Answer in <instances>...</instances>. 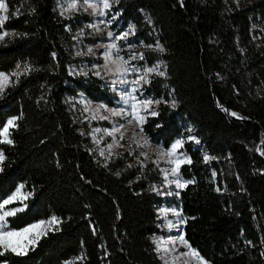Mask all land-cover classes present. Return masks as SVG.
Wrapping results in <instances>:
<instances>
[{
    "label": "trees",
    "instance_id": "obj_1",
    "mask_svg": "<svg viewBox=\"0 0 264 264\" xmlns=\"http://www.w3.org/2000/svg\"><path fill=\"white\" fill-rule=\"evenodd\" d=\"M5 2L2 30L15 35L0 42V71L24 62L34 70L13 78L0 98V124L22 116L13 143H0V200L24 184L31 195L9 227L53 215L61 223L27 255L8 252L0 264L79 256L83 264H164L153 241L163 202L153 191L157 175L124 157L101 161L71 106L79 93L111 106L116 100L100 77L71 73L81 62L71 33L80 20L61 16L58 0ZM112 7L118 31L132 23L136 40L164 48L143 56L166 64V76L146 86L162 99L146 134L169 147L191 126L213 158L205 162V152L185 142L191 163L181 171L194 181L180 195L187 241L209 264H264V0H118Z\"/></svg>",
    "mask_w": 264,
    "mask_h": 264
},
{
    "label": "rangeland",
    "instance_id": "obj_2",
    "mask_svg": "<svg viewBox=\"0 0 264 264\" xmlns=\"http://www.w3.org/2000/svg\"><path fill=\"white\" fill-rule=\"evenodd\" d=\"M70 2L71 0H58L57 8L59 14L64 18L80 20L79 23L75 25L76 28H71V33L74 40V52L76 56L81 59V62L71 69V73L88 76L89 73H93L94 75H96L95 73L99 71L100 75L96 76L103 79L105 85L110 88V90L115 94L116 97L114 106H111L104 101H94L88 98L84 93H79L70 101L78 120L82 124L88 125V127L90 128L89 133L92 138L93 152L104 163L109 162L113 158L124 157L127 160L128 164L131 166L140 167L142 169L150 167V169L153 170L154 174L157 175V179L155 180V182H153L152 185L153 191L163 199V202L158 206L157 209L159 232L153 236L156 250L158 247L156 242H160L159 248L161 250H157V253L160 258L162 256L165 258L161 259L164 264L165 260L168 261V264H198V259L195 256L188 257L181 255L182 253L188 251V249L183 244H181L178 239L179 236L182 235L187 241L184 234L185 223H181V221L186 218L182 211L180 197L181 191L184 189V187L177 188L175 183H169L170 181H174L176 179V177L172 176L171 174H168L167 180H165L166 170L173 168L174 165L168 163V160L171 159L170 157H164L160 155V149L163 148L165 151H167L171 147V145L174 144L178 139H182L184 143L176 153V155L181 159H183L184 157L190 158L189 154L184 149L186 141H192L194 143V147L202 149L205 152V155L211 158L209 161L213 159L212 156H210L205 151L203 144L195 135L194 130L191 126L188 127V132L185 135L176 138L169 147H164L161 143L153 140L149 135L146 134L144 130V124L147 122L148 118L152 117V115L144 112H141V115L146 116V120L142 124V133L139 132V128L135 123H133L132 125L126 126L121 130L124 133L123 139H120V132H114V135L112 136L107 135V131H114V128L116 126L126 125V119L121 116H111L109 111H105L104 108L100 107L101 105H104L109 110L116 109L117 111H120L122 108L127 110L128 108V106L125 105L121 100V90L128 86L119 82L121 77L118 74H115V68L117 67V65L105 60L104 58V53L109 50L108 46H110L112 43H116L117 45V49H111L112 60H116L118 56H122L124 60H130V57L133 54L136 55L137 58L130 60L129 66L135 67L139 71L132 72L126 77L127 80H135L139 78V76H143L148 68H154L157 65H160L158 71L165 72V75L163 76H166V64L164 61L157 60L155 64L149 65L146 61H144V58H139L140 54H143L144 56V52L146 50L158 51L156 50L157 43L151 45L152 47H148L149 45L136 40L135 33L132 34L129 31L130 28L134 26L132 23H129L124 30L118 31L120 23L118 22V14L113 10V7L110 10H107L106 16H99L93 15V10L91 8L85 11L84 9L86 5L83 4V0H79L77 10L65 11ZM117 2L118 0H111L112 6ZM7 14L8 11L6 13L0 12V15ZM86 16L90 18L88 21L84 19ZM100 21H104V23H100ZM93 23L99 24V31H97L95 28L87 27V25ZM261 29L262 28L258 24L255 25V30ZM81 32L83 33V35H78ZM109 32L113 33V36L111 38H109L108 36ZM124 32H129L127 39H118V37ZM255 40L260 43V36L256 35ZM158 44L161 45L159 42ZM89 49H91V52L88 51ZM19 64L23 67V65L28 63L24 62ZM105 64L108 65L107 68L104 67ZM15 69L16 67L12 71H15ZM154 75L157 74L155 72L147 74L148 82L141 81V85L137 86L138 91L135 93V95L139 99L149 98L153 101H162V99H157L152 94H148L146 91V86L147 84H149L152 76ZM113 81L117 82L113 83ZM173 101L174 100L172 99L170 103L172 104ZM158 106L159 105L153 104L150 110L157 112ZM93 116H95V118H93ZM101 116L107 117V119H100ZM96 129H100V131L97 132L95 131ZM11 130L12 128L9 130L10 139ZM134 133H136L135 136ZM192 137L198 139L200 143H195V141L191 139ZM145 140L148 141V144L144 143ZM96 141H99V143H97ZM137 142H139V146ZM109 144L113 145L111 150L108 149ZM101 151H103V155H101ZM141 153L146 154L147 159L144 155H141ZM184 164H182L179 169L180 177H182L183 181H190L185 179L182 175L181 168ZM22 192L25 194L29 193L25 189V186L22 189ZM176 193H178V195ZM26 200H23V203H21L20 200H17L12 204L18 205L14 207L7 205L6 208L13 209L23 207L24 209ZM176 213H180V215L178 216L176 215ZM38 222L39 221L34 223ZM169 223H171L172 225H178V227L174 226L172 228H169L167 226ZM57 226L58 225H55L53 229H55ZM173 240H176L175 244L172 243ZM188 244L190 243L188 242ZM191 247L192 249H195L192 245ZM163 249H168V251L165 252L163 251ZM199 255L200 257H203L200 253ZM177 257L179 258L177 259ZM203 259L207 261L204 257ZM70 262H74V264H83L81 256L65 261L62 264H70ZM207 264H209L208 261Z\"/></svg>",
    "mask_w": 264,
    "mask_h": 264
},
{
    "label": "snow or ice",
    "instance_id": "obj_3",
    "mask_svg": "<svg viewBox=\"0 0 264 264\" xmlns=\"http://www.w3.org/2000/svg\"><path fill=\"white\" fill-rule=\"evenodd\" d=\"M79 0H71V2L68 4V7L65 9V11H74L77 10ZM83 4L86 5L85 11L87 9L91 8L93 10V15H99V16H106L107 10H110L112 8L111 0H83ZM8 11V5L5 2V0H0V12L6 13ZM34 11V10H33ZM63 14V13H62ZM8 19L7 15H0V41H3L5 37L9 35H15V33H9L8 31H3V25L5 21ZM100 23H104V21H100ZM87 27L95 28L97 31H99V24L93 23L90 25H87ZM132 34L135 33V27L132 26L129 30ZM78 35H83V33H79ZM129 35V32H124L122 35L118 37L120 40H126ZM109 38L113 36V33H108ZM148 47H152L149 45ZM109 50L104 53V58L107 61H110L113 64H116L117 67L115 68V74H118L121 79L120 83L125 84L128 87H125L121 90V100L125 105L128 106L127 110L121 109L120 111H117L116 109H107L106 106L101 105L100 107L104 108L105 111H109L111 116H121L126 119V125H119L114 128V131H107V135H114V132H120V139L124 138V133L121 131L126 126H130L133 123L136 124V126L139 128V132H143L142 124L146 120L145 115H141V112L147 113L152 116L158 115L157 112L151 111V106L153 104L159 105L161 103L160 100L153 101L149 98L139 99L135 93L138 91L137 86L141 85V81L148 82L147 81V74L155 72L157 75H165V72L158 71L160 65H157L154 68H148L146 73L143 76H139V78L135 80H127L126 77L130 75L132 72H138L139 70L135 67H130V60L136 59V55L133 54L130 57V60H124L122 56H118L116 60H112V53L111 49H117L116 43H112L110 46H108ZM156 50L163 52L164 48L157 43ZM91 52V49L88 50ZM55 55V54H53ZM140 59H143V54L139 55ZM105 68L108 67L107 64L104 65ZM34 69L31 67V65L25 64L23 67L20 64L16 65L15 71L12 72H3L0 71V98L3 97L6 87L13 82L12 78H16V82H18L19 77L24 74H28ZM111 71V69H110ZM96 75H100L99 71L95 73ZM117 81H113V83H116ZM130 88V90H129ZM142 95V93H141ZM172 107L175 108L176 104L173 101ZM224 111H228L227 109H223ZM230 115L236 117L237 119H240L237 115V113L232 112ZM95 118V116H93ZM19 119H22V116H14L6 120L3 124H0V137L3 139H0V143H7L12 144L13 140L10 139V129L11 128H18L17 121ZM100 119H107V117L101 116ZM191 130V129H189ZM95 131H100V129H96ZM136 133H134V136ZM195 141V143L199 144L200 141L196 139L195 137H192ZM99 143V141H96ZM138 146H139V142ZM145 144H148V141L145 140ZM184 141L182 139H178L174 144L171 145V147L165 151L163 148L160 149V155L164 157H170L171 159L168 160V163L174 165L173 168L166 170L165 174V180H167L168 174H171L172 176L176 177L174 181H170L169 183H175L177 188H183L186 187L190 183H194V181H183L182 177H180L179 169L182 164L184 163H191V159L188 157H184L181 159L179 156L176 155L177 150L182 147ZM113 147L112 144L108 145V149L111 150ZM103 151H101V155H103ZM141 155H144L147 159L146 154L141 153ZM261 155H264V152L261 153ZM6 159L4 153L2 150H0V171L3 170L2 164L3 161ZM211 158L207 155L204 156L205 162L209 161ZM131 167V165H129ZM215 175V173H213ZM24 188V185L21 184L17 187L16 191L10 194L7 198L0 200V256L5 255L8 252H11L15 254L16 256H25L28 253L29 248L35 247V245L38 243L41 237L47 235L48 231L53 230L55 225H58L61 223V221L56 217L52 216L48 220H41L38 223L29 224L19 230L12 229L9 227L8 224V217L15 216L17 212L23 211V207L19 208H13L8 209L6 208L7 205H10L17 200H20L21 203H23V200H26L31 193H23L22 189ZM217 191H220L219 188L216 189ZM171 194V193H169ZM178 195V193H176ZM26 207V205H24ZM176 215H180V213H176ZM181 223H187V218L181 221ZM169 228L172 227H178V225H172L169 223L167 225ZM58 230V229H55ZM179 242L183 244L188 251L185 253H182V256H195L198 259V264H207V261L203 259V257H200L199 253L192 249L191 245L188 244V242L184 239V237L181 235L179 236ZM158 247L157 250L160 251L159 248V241L156 242ZM173 244L176 243V240L172 241ZM250 243V242H249ZM163 251H168V249H163ZM179 257H177L178 259ZM82 259V257H81ZM161 259H165L163 256ZM6 264V262H5ZM70 264H74V262H70ZM165 264H168V261L165 260Z\"/></svg>",
    "mask_w": 264,
    "mask_h": 264
}]
</instances>
